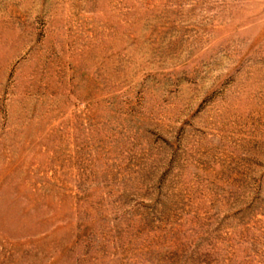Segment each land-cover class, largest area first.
Segmentation results:
<instances>
[{
    "label": "rangeland",
    "instance_id": "rangeland-1",
    "mask_svg": "<svg viewBox=\"0 0 264 264\" xmlns=\"http://www.w3.org/2000/svg\"><path fill=\"white\" fill-rule=\"evenodd\" d=\"M0 264H264V0H0Z\"/></svg>",
    "mask_w": 264,
    "mask_h": 264
}]
</instances>
